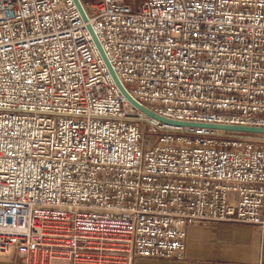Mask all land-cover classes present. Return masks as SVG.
I'll use <instances>...</instances> for the list:
<instances>
[{
    "label": "built area",
    "instance_id": "built-area-1",
    "mask_svg": "<svg viewBox=\"0 0 264 264\" xmlns=\"http://www.w3.org/2000/svg\"><path fill=\"white\" fill-rule=\"evenodd\" d=\"M78 1L0 0V257L133 264L181 259L188 225L264 231V142L152 117L108 67L160 117L264 128V0Z\"/></svg>",
    "mask_w": 264,
    "mask_h": 264
},
{
    "label": "crops",
    "instance_id": "crops-1",
    "mask_svg": "<svg viewBox=\"0 0 264 264\" xmlns=\"http://www.w3.org/2000/svg\"><path fill=\"white\" fill-rule=\"evenodd\" d=\"M123 1L137 7L143 0ZM0 264L14 261L3 257ZM133 264H264V231L235 223L188 225L181 259L136 257Z\"/></svg>",
    "mask_w": 264,
    "mask_h": 264
},
{
    "label": "water",
    "instance_id": "water-1",
    "mask_svg": "<svg viewBox=\"0 0 264 264\" xmlns=\"http://www.w3.org/2000/svg\"><path fill=\"white\" fill-rule=\"evenodd\" d=\"M76 5H77V8L80 10L83 18L85 19V15L83 13V10H82V7L79 3L78 0H74ZM93 38H94V41L96 42L98 48L100 49L102 55L104 56L102 50H101V47L96 39V37L94 36L91 28L88 26ZM107 62V61H106ZM108 64V63H107ZM108 67H109V70L111 71L113 77H114V80L116 82V84L118 85L120 91L123 93V95L128 99L130 100L134 105H136L138 108H140L141 110H143L144 112H146L148 115L152 116V117H155L163 122H166V123H172V124H176V125H190V126H205V127H208V128H213V129H218V130H224V131H228V132H239V133H250V134H264V128H259V127H251V126H235V125H217V124H197V123H184V122H178V121H173V120H169V119H166V118H163V117H160L158 115H156L155 113L147 110L146 108H144L143 106L139 105L137 102H135L129 95L128 93L125 91L124 87L119 83V81L117 80V78L115 77V75L113 74L109 64H108Z\"/></svg>",
    "mask_w": 264,
    "mask_h": 264
},
{
    "label": "rangeland",
    "instance_id": "rangeland-1",
    "mask_svg": "<svg viewBox=\"0 0 264 264\" xmlns=\"http://www.w3.org/2000/svg\"><path fill=\"white\" fill-rule=\"evenodd\" d=\"M226 135H229L233 138L239 139V138H250L256 142H264V134H250V133H239V132H225ZM210 223H233V222H210ZM210 223H204V224H210ZM235 224H239V223H235ZM198 225H202V224H198ZM3 257H12V256H2L0 257V259H2ZM13 258V257H12ZM14 261V259H13Z\"/></svg>",
    "mask_w": 264,
    "mask_h": 264
}]
</instances>
